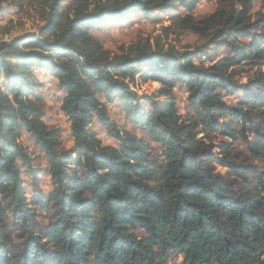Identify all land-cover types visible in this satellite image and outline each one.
<instances>
[{
    "label": "trees",
    "instance_id": "16d2710c",
    "mask_svg": "<svg viewBox=\"0 0 264 264\" xmlns=\"http://www.w3.org/2000/svg\"><path fill=\"white\" fill-rule=\"evenodd\" d=\"M65 1L0 0L32 9L41 22L37 32L0 41V264H167L176 255L183 264H264V11L251 20L254 0H234L238 9L195 20L198 0H79L71 10ZM175 5L187 12L181 25L229 53L205 65L195 62L204 50L176 52L158 41L111 52L92 33L108 20L166 14ZM252 63L263 65L248 81L254 90L242 86V99L229 106L225 95L238 89L232 77ZM37 67L64 92L71 149L45 124ZM148 81L160 84L155 98L131 90ZM177 86L187 89V120L173 100ZM115 100L159 155L110 118ZM94 122L118 145H103ZM23 132L46 156L53 181L45 230L36 225L45 198L28 200L18 165L29 162ZM212 132L242 136L262 169L230 163L240 184L222 178L198 138ZM28 172L35 186L37 171Z\"/></svg>",
    "mask_w": 264,
    "mask_h": 264
},
{
    "label": "rangeland",
    "instance_id": "374dc122",
    "mask_svg": "<svg viewBox=\"0 0 264 264\" xmlns=\"http://www.w3.org/2000/svg\"><path fill=\"white\" fill-rule=\"evenodd\" d=\"M78 1L66 0L63 5L66 10H71L78 4ZM231 6L238 9V5L234 0H198L191 14L195 20H200L217 9H230ZM263 11L264 0H254L250 11V19L256 20ZM186 13L185 10L176 5L166 14L151 11L148 15H144L135 11L123 19L108 20L104 26L94 29L92 33L102 42L104 48L111 52H119L122 47L127 48L128 46H136L137 44H146L148 47L153 48L158 41L164 49L171 48L176 52H191L195 49L204 50L205 54L200 59H196L195 62L205 65L229 53V49L226 46L216 48L217 43L211 36L201 37L181 25L180 19ZM40 23L38 15L32 9L23 8V10H20L10 2L0 4V41H8L12 37L24 32H37ZM261 68H263L262 63H252L236 70V74L232 77V80L238 88L237 94L225 95L224 97L229 106H234L242 99V86H246L250 91L254 90V85H248V81L253 80ZM35 74L37 80L42 83L39 91L42 92L44 98L45 124L48 127H56L58 129L62 148L71 149L74 142L71 137L70 124L60 108L64 92L59 87L56 79L45 68H35ZM159 88L160 84L158 82L148 81L139 84L137 88L131 90L135 91L139 96L155 98ZM172 96L181 119H189L192 116V110L187 99L186 87H175L172 91ZM100 99L104 100L103 97H100ZM158 99H163V97H158ZM140 103L143 104L142 101ZM145 107L149 109V103H146ZM107 108L112 120L121 128L134 133L138 138L148 142L154 154L159 155L158 144L150 142L146 135L147 132L131 123L128 111L123 108L121 100H115L107 104ZM246 126H249L248 123ZM93 129L103 145H118L116 140L108 137L105 130L96 122L93 123ZM244 133L248 139L253 137L248 127L244 128ZM200 137L203 138L202 142L205 145L210 146V153L207 156L213 157L215 171L235 187L240 184L241 178L232 172L229 166L230 163L250 165L253 170L262 169L261 163L249 151L247 143L242 136H238L235 139H227L218 133L212 132L205 135V137L204 133H199L198 138ZM20 142L29 157L28 164H22L21 162L18 164L21 170L23 187L30 201L36 194L44 196L47 208L36 209V225L40 230H45L53 213L52 202L48 199L49 194L53 190V181L49 174L48 162L44 153L33 142L30 134L23 132ZM224 148L228 150L229 156L223 153ZM27 167L37 171L35 186L32 175L28 172ZM262 196L264 197V191ZM167 264H183V258L181 255H176Z\"/></svg>",
    "mask_w": 264,
    "mask_h": 264
}]
</instances>
